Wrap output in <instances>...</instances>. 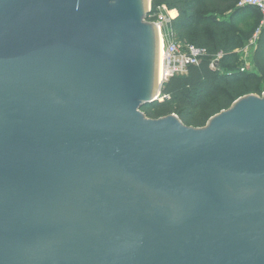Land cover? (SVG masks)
Listing matches in <instances>:
<instances>
[{"label": "water", "instance_id": "water-1", "mask_svg": "<svg viewBox=\"0 0 264 264\" xmlns=\"http://www.w3.org/2000/svg\"><path fill=\"white\" fill-rule=\"evenodd\" d=\"M146 2L0 0V264H264V93L146 118Z\"/></svg>", "mask_w": 264, "mask_h": 264}, {"label": "trees", "instance_id": "trees-1", "mask_svg": "<svg viewBox=\"0 0 264 264\" xmlns=\"http://www.w3.org/2000/svg\"><path fill=\"white\" fill-rule=\"evenodd\" d=\"M238 0H151L150 15L159 8L176 11L171 31L183 45L203 48L207 56L186 73L173 76L160 88L159 100L140 111L151 120L175 115L186 127L203 128L239 98L264 93V24L260 10L237 7ZM149 19V16L146 20ZM252 22L241 32L236 26ZM257 33V35H256ZM255 38L250 67L242 71L240 56ZM222 55L216 68L212 59Z\"/></svg>", "mask_w": 264, "mask_h": 264}, {"label": "built area", "instance_id": "built-area-1", "mask_svg": "<svg viewBox=\"0 0 264 264\" xmlns=\"http://www.w3.org/2000/svg\"><path fill=\"white\" fill-rule=\"evenodd\" d=\"M253 6L260 10L264 16V0H238L237 7ZM161 11L169 13L165 8H159L156 13L153 24L158 30L159 37L161 39L162 46V62H161V73L162 80L160 82V88L173 76H181L186 73V70L191 65H198L203 58L207 56V52L203 48H198L192 45H183L176 40H169L168 34L165 33L164 26L170 22L166 17L162 16ZM150 17V15H149ZM264 24V19L262 21ZM257 35V33H256ZM248 44L253 46L255 38ZM248 46L244 48L247 54ZM249 56V55H248ZM222 55H218L216 58H221ZM214 68V64L211 65ZM242 71H244L242 69Z\"/></svg>", "mask_w": 264, "mask_h": 264}, {"label": "rangeland", "instance_id": "rangeland-1", "mask_svg": "<svg viewBox=\"0 0 264 264\" xmlns=\"http://www.w3.org/2000/svg\"><path fill=\"white\" fill-rule=\"evenodd\" d=\"M158 14V13H157ZM161 14H162V16H164V17H166L170 22H168L165 26H164V29H165V33L166 34H168V39L169 40H176L174 37H173V35H172V31H171V21L173 20V19H171V17L172 16H170V14L169 13H165V11H161ZM156 14H152V15H150V17H149V19L147 20L149 23H153L154 22V20H155V16ZM262 17H263V19H264V16L262 15ZM263 21V20H262ZM250 24H252V22H249V23H247V24H245V25H243V26H236L235 27V31H237V32H241V30L242 29H244V28H247ZM261 24H262V22H261ZM160 40V39H159ZM254 46V45H253ZM253 46H251V45H249L248 46V51H247V54L245 53V51L243 50V52H242V55L240 56V59H242V66H241V68L243 69V70H245V71H248V70H250L251 69V67H250V58H249V53L252 51V47ZM219 60H220V58H214V59H212V64H214V68H216V65L218 64V62H219ZM158 66H159V64H158Z\"/></svg>", "mask_w": 264, "mask_h": 264}, {"label": "bare ground", "instance_id": "bare-ground-1", "mask_svg": "<svg viewBox=\"0 0 264 264\" xmlns=\"http://www.w3.org/2000/svg\"><path fill=\"white\" fill-rule=\"evenodd\" d=\"M149 1L150 0H147L146 2V8L149 7ZM160 39V37H159ZM162 60V46H161V39L159 40V54H158V75H157V83L159 84L162 80V73H161V61Z\"/></svg>", "mask_w": 264, "mask_h": 264}, {"label": "crops", "instance_id": "crops-1", "mask_svg": "<svg viewBox=\"0 0 264 264\" xmlns=\"http://www.w3.org/2000/svg\"><path fill=\"white\" fill-rule=\"evenodd\" d=\"M169 14L171 17V19H175V17L177 16V12L176 11H169Z\"/></svg>", "mask_w": 264, "mask_h": 264}]
</instances>
